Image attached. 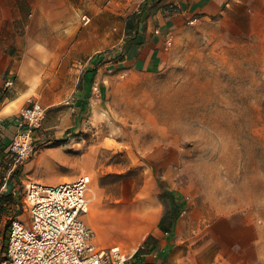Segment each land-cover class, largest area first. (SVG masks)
Returning <instances> with one entry per match:
<instances>
[{"label": "rangeland", "instance_id": "rangeland-1", "mask_svg": "<svg viewBox=\"0 0 264 264\" xmlns=\"http://www.w3.org/2000/svg\"><path fill=\"white\" fill-rule=\"evenodd\" d=\"M145 1L0 0V40L18 60L36 39L57 54L31 75L41 91L29 99L46 115L0 228L14 216L25 221L26 180L51 185L88 174L82 218L97 246L132 255L150 230L165 227L175 229L165 264H264V0H233L186 22L156 63L122 68L121 51L139 44L131 40ZM95 55L105 59L92 68ZM102 64L109 81L94 95L100 104L65 126L69 89Z\"/></svg>", "mask_w": 264, "mask_h": 264}, {"label": "built area", "instance_id": "built-area-1", "mask_svg": "<svg viewBox=\"0 0 264 264\" xmlns=\"http://www.w3.org/2000/svg\"><path fill=\"white\" fill-rule=\"evenodd\" d=\"M85 23L89 17L82 16ZM196 18L188 22L193 23ZM171 38L167 39L168 45ZM102 55H99V57ZM106 70L116 64L109 60ZM8 78L3 88L12 85ZM92 93L100 92L94 81ZM68 103V102H67ZM46 108L29 99L15 116L16 132L6 147V168L0 176V195L14 194L12 184L19 167L36 154L35 133L43 125ZM91 178L79 174L56 184L28 179L22 187V214L10 219L5 232L6 244L0 253V264H129L128 255L119 245L97 246L95 231L82 218L90 205L88 191ZM0 228V245L3 239Z\"/></svg>", "mask_w": 264, "mask_h": 264}, {"label": "crops", "instance_id": "crops-1", "mask_svg": "<svg viewBox=\"0 0 264 264\" xmlns=\"http://www.w3.org/2000/svg\"><path fill=\"white\" fill-rule=\"evenodd\" d=\"M232 1L146 0L139 10L140 20L136 27L137 34L135 38H131L132 43L139 42V44L137 46L133 44V48L129 50L124 48L121 51L122 58L117 63L122 68L126 65L132 68L144 61L147 64L156 63L169 46L167 39H173L176 31L184 27L186 22L192 18L200 20L221 13ZM3 25L4 23L0 21V28ZM28 47L27 50H24L27 57L18 60L13 48L0 40V176L6 168V147L16 132L15 116L31 98L30 95L41 91V89H36L40 81H33L31 75L34 74L35 69L40 68L43 60L50 62L57 59L55 48L44 40H31ZM134 49L135 51H132ZM58 56L59 60L64 59L61 53ZM104 59L103 55L100 57L95 55L91 59L90 66L93 68ZM102 65L97 66L98 68L94 72L84 71L79 87L69 89L70 95L65 98V107L61 109V122L65 126L77 125L78 118L88 111L95 110V105L100 104L97 99H94L95 94L92 93L91 87L92 83L96 81L99 84L100 92L102 94L106 92L109 78L107 74H104L105 65ZM78 67L76 71L79 72L84 65L79 64ZM8 78H11L13 83L10 87L3 88V83ZM37 132L38 130L35 133V141L39 143ZM29 164L30 162H24L19 167L17 172L19 176L26 173ZM174 230V228L169 231L159 227L150 230L134 249L129 264H165L171 260V251L175 244Z\"/></svg>", "mask_w": 264, "mask_h": 264}, {"label": "trees", "instance_id": "trees-1", "mask_svg": "<svg viewBox=\"0 0 264 264\" xmlns=\"http://www.w3.org/2000/svg\"><path fill=\"white\" fill-rule=\"evenodd\" d=\"M128 19H129V21H130V23H132L133 22V20H134V15H130L129 17H128ZM172 197H173V199H177L178 197L176 196V195H172ZM11 200V195L9 194V193H7V194H2V195H0V211L2 210V204L3 203H8L9 201ZM161 229H164V230H171V229H169V228H161ZM5 232H4V234H3V239H2V247L4 246V244H5ZM0 248V250H2L3 248Z\"/></svg>", "mask_w": 264, "mask_h": 264}, {"label": "bare ground", "instance_id": "bare-ground-1", "mask_svg": "<svg viewBox=\"0 0 264 264\" xmlns=\"http://www.w3.org/2000/svg\"><path fill=\"white\" fill-rule=\"evenodd\" d=\"M95 231V230H94Z\"/></svg>", "mask_w": 264, "mask_h": 264}]
</instances>
